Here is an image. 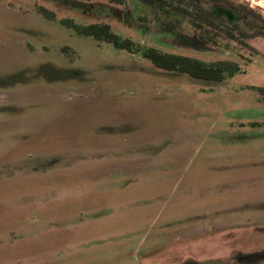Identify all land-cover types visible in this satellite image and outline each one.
Segmentation results:
<instances>
[{
  "label": "rangeland",
  "instance_id": "374dc122",
  "mask_svg": "<svg viewBox=\"0 0 264 264\" xmlns=\"http://www.w3.org/2000/svg\"><path fill=\"white\" fill-rule=\"evenodd\" d=\"M160 9L0 0V264H264V38L206 47ZM66 20L239 71L166 72Z\"/></svg>",
  "mask_w": 264,
  "mask_h": 264
},
{
  "label": "trees",
  "instance_id": "16d2710c",
  "mask_svg": "<svg viewBox=\"0 0 264 264\" xmlns=\"http://www.w3.org/2000/svg\"><path fill=\"white\" fill-rule=\"evenodd\" d=\"M143 1L161 7L157 12L156 21L163 29L174 33L183 29L185 23H189L194 35L206 47L217 46L220 36L240 45H245L247 39L264 38V18L245 4H234L229 0ZM113 2L123 4L124 0H113ZM41 12L48 14V19H55L53 13L46 10ZM62 23L73 29L78 36L93 38L97 42L111 44L117 50L132 54L142 53L145 60L166 72H178L208 83H223L239 71L238 65L231 61L206 63L155 47L144 48L131 39L121 38L109 24L78 25L73 20Z\"/></svg>",
  "mask_w": 264,
  "mask_h": 264
}]
</instances>
